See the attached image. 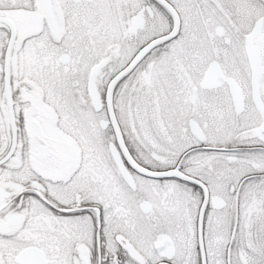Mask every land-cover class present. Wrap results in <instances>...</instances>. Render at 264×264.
Segmentation results:
<instances>
[{"label":"snow or ice","instance_id":"1","mask_svg":"<svg viewBox=\"0 0 264 264\" xmlns=\"http://www.w3.org/2000/svg\"><path fill=\"white\" fill-rule=\"evenodd\" d=\"M0 264H264V0H0Z\"/></svg>","mask_w":264,"mask_h":264}]
</instances>
